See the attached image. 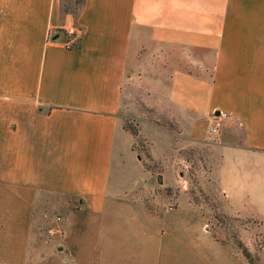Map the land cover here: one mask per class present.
<instances>
[{
    "label": "crops",
    "instance_id": "0c3cea01",
    "mask_svg": "<svg viewBox=\"0 0 264 264\" xmlns=\"http://www.w3.org/2000/svg\"><path fill=\"white\" fill-rule=\"evenodd\" d=\"M156 67L167 69L158 83L165 75L167 99L191 116L194 137L225 115L218 173L226 206L241 205L257 181L235 178L264 176V0H83L76 16L62 14L59 0H0V264H25L48 196L63 214L47 244L72 237L53 243L63 263L167 259L174 243L164 226L140 227L146 238L132 247L122 231L89 238L85 228L86 218L106 224L108 212L133 202L107 187L124 133L117 114L138 70L153 85ZM129 224L127 236L137 225ZM211 240L225 264L239 260Z\"/></svg>",
    "mask_w": 264,
    "mask_h": 264
},
{
    "label": "rangeland",
    "instance_id": "374dc122",
    "mask_svg": "<svg viewBox=\"0 0 264 264\" xmlns=\"http://www.w3.org/2000/svg\"><path fill=\"white\" fill-rule=\"evenodd\" d=\"M79 1L59 0L61 13L75 16ZM160 70L167 73V69L156 67L158 74H154V80L157 83L153 85L144 75L145 69L138 70L143 75L129 82V90L117 114L124 133L116 140L117 169L112 163L107 187L109 191L116 184L120 196L133 202L129 209L115 208L108 212L106 224H99L96 218H86L87 236H95L98 230L108 231L105 228L108 227L124 232L127 247H132L138 246V238H146L140 227L148 233L164 226L163 239L174 245L170 244L172 249L160 264H225L212 238L239 258L231 264H264V176L251 179L252 175L245 174L236 177L235 180L245 182L250 179L257 183L250 187L251 194L248 193V199L244 198L241 205L226 206L222 192L229 185L220 180L218 173L222 122L217 135H213L209 132L213 126L212 117L205 136L194 137L191 116L182 114L167 99L166 76L163 83H158ZM157 176L160 183L156 181ZM252 196L257 200L255 206L250 202ZM45 201L41 209L45 220L36 228L39 243L29 248L25 264H65L53 243L57 244V249L72 237L64 241L54 237L47 244L49 237L61 234L54 222L63 213L54 208L59 203L56 197L48 196ZM77 220L75 214L68 215L66 221L72 232L77 227ZM135 222L139 227L134 226L127 236L129 223L134 225ZM50 229L55 230V234L49 235ZM243 253L248 256L246 260ZM112 255L109 254L110 264L114 261ZM114 256L117 258L118 253ZM128 257L132 256L118 259L117 263L145 264L134 257L128 260Z\"/></svg>",
    "mask_w": 264,
    "mask_h": 264
},
{
    "label": "built area",
    "instance_id": "2783aa9c",
    "mask_svg": "<svg viewBox=\"0 0 264 264\" xmlns=\"http://www.w3.org/2000/svg\"><path fill=\"white\" fill-rule=\"evenodd\" d=\"M73 34L74 35L69 34L70 35L69 38L67 39V41L65 43H63L64 47L71 48L72 43L75 40L74 38L78 35V33H77V31H75ZM224 117H225V115L219 114V113H218V115L213 116V126L209 129V132L211 134L217 135V132H218L219 127H220V122H222L221 119H223ZM58 220H59L58 217L55 218V221H58ZM54 231L55 230L50 229V230H48V234L53 235V234H55Z\"/></svg>",
    "mask_w": 264,
    "mask_h": 264
},
{
    "label": "trees",
    "instance_id": "16d2710c",
    "mask_svg": "<svg viewBox=\"0 0 264 264\" xmlns=\"http://www.w3.org/2000/svg\"><path fill=\"white\" fill-rule=\"evenodd\" d=\"M78 4V11H77V13L79 12V10L81 9V7H82V4H83V0H80L79 1V3H77ZM77 14H75V16H76ZM64 35H65V37H66V39L63 41V43H65L66 41H67V39L69 38V35L68 34H65L64 33ZM243 258L246 260L247 258H248V256H247V254L246 253H243Z\"/></svg>",
    "mask_w": 264,
    "mask_h": 264
},
{
    "label": "water",
    "instance_id": "95a60500",
    "mask_svg": "<svg viewBox=\"0 0 264 264\" xmlns=\"http://www.w3.org/2000/svg\"><path fill=\"white\" fill-rule=\"evenodd\" d=\"M55 38H56V37H55ZM215 115H218V113H215ZM156 181H157V183H160V178H159V176L156 177Z\"/></svg>",
    "mask_w": 264,
    "mask_h": 264
}]
</instances>
